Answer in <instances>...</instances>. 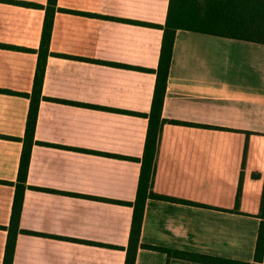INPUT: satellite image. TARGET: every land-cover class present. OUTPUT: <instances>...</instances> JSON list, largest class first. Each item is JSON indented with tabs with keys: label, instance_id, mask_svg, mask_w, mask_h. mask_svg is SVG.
Instances as JSON below:
<instances>
[{
	"label": "crops",
	"instance_id": "obj_1",
	"mask_svg": "<svg viewBox=\"0 0 264 264\" xmlns=\"http://www.w3.org/2000/svg\"><path fill=\"white\" fill-rule=\"evenodd\" d=\"M48 1L0 0V264ZM169 1L57 0L68 11L54 16L50 52L60 56L48 57L42 96L106 110L40 103L36 141L98 154L34 145L20 229L41 235L18 234L13 264H125L133 208L70 194L135 201L141 164L100 153L143 156L148 119L140 115L150 113L156 74L134 68H158L163 30L140 23L164 26ZM163 117L193 124L162 130L154 191L180 202L148 199L140 243L253 263L264 45L179 30ZM135 264L204 263L140 248Z\"/></svg>",
	"mask_w": 264,
	"mask_h": 264
},
{
	"label": "trees",
	"instance_id": "obj_2",
	"mask_svg": "<svg viewBox=\"0 0 264 264\" xmlns=\"http://www.w3.org/2000/svg\"><path fill=\"white\" fill-rule=\"evenodd\" d=\"M46 17L42 34L41 46L38 51V66L35 76L34 89L31 95H24L30 99V110L26 126V134L23 139V152L20 161L18 180L15 185V199L13 205V213L11 223L8 228V238L5 250L4 264H13L16 242L19 233L41 235L38 233L23 231L20 229L21 213L24 201V195L27 186V178L29 173L30 159L34 145H42L67 149L84 153H95L90 150L77 149L65 146H56L48 143L38 142L35 140V131L38 120L39 107L42 100H49L56 103L70 104L74 106L102 109L94 105L82 104L77 102H69L45 98L42 96V87L46 72V63L48 57L60 56L50 52V41L53 31L54 16L58 10L67 12L68 10L58 9L57 0H49L48 6L45 8ZM144 26H153L163 30V39L160 52L158 68L154 71L134 68L143 72H154L156 74V85L150 113L140 115L148 119V129L146 142L142 158H131L118 156L108 153H100L103 156L112 158L133 160L141 164L140 177L136 199L134 202H122L110 199L90 197L78 194H70L82 198L100 200L119 205H126L133 208L132 224L128 246L123 248L126 251L125 264H135L140 248H146L153 251L162 252L167 255L168 259L177 258L189 260L204 264H264V187L261 197L260 206V227L255 250L253 263L231 260L208 255H200L188 252L164 249L161 247L142 245L140 243L142 225L144 221L145 208L148 199H156L170 202H180V200L157 194L154 191V181L157 173V160L161 144L162 130L166 123L193 125L178 121H169L163 117V107L167 90L168 77L172 64L174 44L177 32L179 30L196 32L206 35L230 38L235 40L253 42L264 45V0H170L167 19L164 26H154L151 24L140 23ZM63 57V56H62ZM122 66V65H119ZM128 67V66H123ZM106 110V109H105ZM115 111V110H111ZM124 113H129L121 111ZM130 114V113H129ZM205 128H214L203 126ZM216 128V127H215ZM217 129V128H216ZM98 154V153H95ZM241 184L239 187L236 207H239L241 197ZM33 190L43 192H55L48 189L30 187ZM183 203H188L184 202ZM43 236V235H42ZM64 240V238H60ZM108 248H116L114 246H105Z\"/></svg>",
	"mask_w": 264,
	"mask_h": 264
}]
</instances>
